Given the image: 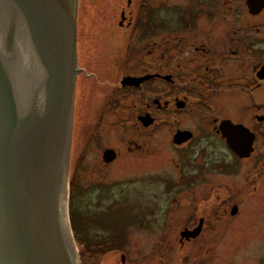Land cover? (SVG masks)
I'll return each mask as SVG.
<instances>
[{
    "label": "flooded vegetation",
    "instance_id": "obj_1",
    "mask_svg": "<svg viewBox=\"0 0 264 264\" xmlns=\"http://www.w3.org/2000/svg\"><path fill=\"white\" fill-rule=\"evenodd\" d=\"M258 4L109 0L94 19V12L87 13V25L81 24L78 5L68 180L72 196L83 168L91 171L83 179L84 194L100 189L114 195L119 178L111 176L112 168L128 153L131 159L150 157L153 141L162 134L186 179L179 184V195L208 205L182 224L179 244L192 243L215 221H226L225 216H236L237 206L218 209L232 200V193L200 195L190 182L215 174L216 166L223 165L212 159L218 148L230 156V164H238L264 146L259 145L261 138L264 144V5ZM111 14L117 16L114 22ZM116 29L118 48L108 39ZM234 132L252 133L248 153L232 149L241 146L229 144L225 133L242 141ZM261 167L264 172V161ZM129 183L134 194L152 192V177L131 178ZM99 259L102 264H152L122 252Z\"/></svg>",
    "mask_w": 264,
    "mask_h": 264
},
{
    "label": "water",
    "instance_id": "obj_2",
    "mask_svg": "<svg viewBox=\"0 0 264 264\" xmlns=\"http://www.w3.org/2000/svg\"><path fill=\"white\" fill-rule=\"evenodd\" d=\"M77 9L0 0V264H79L68 184ZM236 133L240 143L225 135L244 155L253 135Z\"/></svg>",
    "mask_w": 264,
    "mask_h": 264
},
{
    "label": "rangeland",
    "instance_id": "obj_3",
    "mask_svg": "<svg viewBox=\"0 0 264 264\" xmlns=\"http://www.w3.org/2000/svg\"><path fill=\"white\" fill-rule=\"evenodd\" d=\"M105 1L109 0H78L81 24H86L90 11L94 12V19ZM115 1L123 3L124 0ZM179 1L185 0H170L171 3ZM117 7L119 4L114 9ZM262 16L263 20L264 13ZM111 17L114 22L117 16L111 14ZM115 32L109 33L108 39L118 48V30ZM164 136L160 134L159 139L153 141L154 151L150 157L131 159L130 153H125L112 168L111 176L119 178V183H114V195L100 189L84 194L83 179L89 178L91 171L83 168L78 173L80 185L73 196L69 190V220L79 264H102L99 258L118 257L120 252L132 259L150 260L152 264H264V172L261 167L264 146L238 164H230V156L218 148L212 159L223 165L217 163L215 174L203 175L190 182V186L200 195L232 193V200L223 202L218 209L225 211L237 206L236 216H225L227 220L222 223L215 221L198 239L181 246L182 224L208 205H200L196 200L189 202L183 194L179 195V184L185 185L186 179L181 178L179 166L175 165L180 159L172 148H167ZM259 145H264L263 138ZM71 172L72 169H68V180ZM135 177H152V192L134 194L129 181ZM164 178L169 181L165 183ZM167 183L172 184L171 189L165 187ZM172 198L175 200L171 201ZM145 224L147 227L142 228Z\"/></svg>",
    "mask_w": 264,
    "mask_h": 264
}]
</instances>
